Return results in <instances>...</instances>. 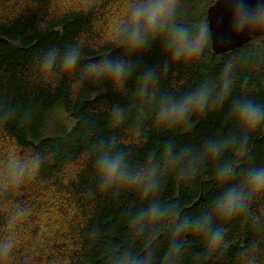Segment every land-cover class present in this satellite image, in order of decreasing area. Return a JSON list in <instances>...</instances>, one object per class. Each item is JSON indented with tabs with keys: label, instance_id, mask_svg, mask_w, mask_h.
Segmentation results:
<instances>
[{
	"label": "trees",
	"instance_id": "trees-1",
	"mask_svg": "<svg viewBox=\"0 0 264 264\" xmlns=\"http://www.w3.org/2000/svg\"><path fill=\"white\" fill-rule=\"evenodd\" d=\"M189 1L182 0L178 18L195 28L201 15H187ZM217 1L211 0L209 6ZM18 4L13 11H0V136L15 142L32 158L39 155L41 165L35 175L27 176L29 182L17 195L7 191L5 184L0 185V240L11 243L2 238L18 231L24 236L26 232L30 244L13 250V256H19L18 264H110L111 257L126 248L143 255L146 247L153 249L159 261L169 243L167 228L147 245L143 237L133 236L128 221L143 202L129 189L108 193L100 190L94 146L111 144L114 150L127 153L130 166L138 168L150 156L159 159L169 141L177 150L185 146L198 149L209 138L239 135L227 118V106L223 111L194 116L188 128H170L158 125L148 107L144 108L145 117L138 119L141 105L135 96V79L123 92L114 90L110 83L85 82L77 87L78 74L69 77L58 73L46 81L37 71V61L53 48L64 50L79 45L81 66L105 55L129 57L125 49L111 42L117 26L105 2L79 8L65 7L61 0H19ZM211 45L210 38L204 56L193 63H172L159 43L131 59L138 64L137 73L146 68L160 70L167 63L157 95L176 96L194 90L204 81L215 84L223 65L231 60L236 64L232 99L247 97L264 104V37H256L225 55L214 56ZM56 111L63 116H56ZM117 111L121 116L115 123ZM224 159L234 161L238 173L250 166L264 167V130L252 136L246 156L228 151ZM214 175L215 163L211 161L190 179H179L169 172L163 177L160 198L177 203L185 213L198 214L222 190ZM46 190L58 194L60 215L65 221V230L50 245L57 247L59 260L46 255L48 262H42L35 252H28L22 259L21 252L34 248L32 244L41 230L42 220L37 223L33 217L36 213L39 217L51 215L39 199ZM12 215L15 225L8 219ZM256 225L261 226L259 231ZM184 241L182 264H195L197 255L201 264H241V254L254 242L255 264H264V197L254 201L249 220L238 219L226 226L224 248L219 253L207 254L202 238L195 235H187ZM56 252L48 249L44 253Z\"/></svg>",
	"mask_w": 264,
	"mask_h": 264
},
{
	"label": "clouds",
	"instance_id": "clouds-1",
	"mask_svg": "<svg viewBox=\"0 0 264 264\" xmlns=\"http://www.w3.org/2000/svg\"><path fill=\"white\" fill-rule=\"evenodd\" d=\"M182 0H126L124 15L112 33L111 42L125 49L127 59L105 55L81 66L82 49L70 45L64 50L50 49L37 61V71L46 81L58 73L77 75L75 86L85 82L110 83L114 90L123 92L135 79V96L140 102L138 119L142 120L145 107L151 110L155 122L163 127L188 128L194 116H204L210 111H223L227 106L228 120L239 130V135H227L207 139L198 149L185 146L179 150L169 141L159 159L149 157L138 168L130 166L127 153L114 150L111 144L94 146L95 172L102 192L129 189L135 191L142 206L130 217L128 223L134 237H143L146 245L157 240L167 228L168 246L157 261L151 247L143 255L132 248L115 254L110 264H182L184 238L195 235L202 238L207 254L219 253L224 248L225 228L238 219L249 220L255 200L264 197V167L250 166L237 171L235 162L224 159L228 151L246 156L252 136L264 130V104L244 97L232 99L236 64L223 65L218 81L202 82L194 90L176 96L157 95L163 68H146L137 73L138 64L131 57H138L159 43L167 58L175 64L199 61L210 42L207 22L195 28L184 25L178 18ZM229 17V36L264 34V0H223ZM121 113H114L118 123ZM215 163L216 182L222 186L219 195L209 207L198 214L182 211L177 203L164 202L159 193L165 174L174 173L179 179H190L206 162ZM41 158L33 157L27 164L10 161L7 164L9 181L20 185L27 175H35ZM237 177H239L237 179ZM259 231L261 226L256 225ZM12 245L0 243V264L10 255ZM257 244L241 254V264H255ZM201 264V257L194 258Z\"/></svg>",
	"mask_w": 264,
	"mask_h": 264
},
{
	"label": "rangeland",
	"instance_id": "rangeland-1",
	"mask_svg": "<svg viewBox=\"0 0 264 264\" xmlns=\"http://www.w3.org/2000/svg\"><path fill=\"white\" fill-rule=\"evenodd\" d=\"M99 1L105 2L106 4L105 7L109 11V14L111 16V21L114 23V25L117 26L121 22L122 17L124 15L123 6L126 0H61V2L63 3L65 7H70V8L71 7L72 8L88 7ZM210 1L211 0H190L189 3L191 5L187 7L185 11L187 12V15L190 12H199V15H201V17L197 19L198 22L199 23L206 22L208 20L207 13L210 7L209 6L211 3ZM18 3H19V0L0 1V4H1L0 11L6 10V9H10L11 11H13L17 7L20 6ZM56 112H57L56 116H63L61 111H56ZM31 158L32 157L28 153L23 152L20 149V147L16 145L15 142L10 141L4 138L3 136H0V185L5 184L7 186L6 188L7 191H11L12 193L14 192L16 193L15 195H17L20 191V188L29 182V178L27 177L24 180V182L18 186L13 185L12 183H10L9 178H8L9 174L7 170V164L10 161H14V162L21 163V164H27ZM27 176H32V175L29 173ZM31 197L36 198V196H31ZM39 199L41 200V203H43L42 208L47 209L48 212L51 213L52 216L49 215L47 217L45 216L39 217V213L35 214L32 220H36L37 223L39 219L42 220L41 230L39 229L40 232H39L38 238L32 237V239L37 238L35 243L32 244L34 248H29L21 252L23 254L22 259L24 258L26 259L28 252L30 253L35 252V256L37 258L40 257L39 261L48 262V260L44 258V256L46 255L51 256L52 258L57 257V259L59 260V257L57 256V252H56L57 247L53 248V247H50V245L53 244L57 240V235H59L61 231L63 232L65 230L64 229L65 221L63 220L62 215H60L62 213V211L60 212L62 206H61V203H59L58 201V194H56L52 190H46L45 192H43L40 195ZM25 202H30V201L27 200ZM24 207L26 208L27 206H24ZM8 219L10 223H13L15 225L14 215H12ZM23 228H26V227H23ZM2 239L12 241L10 243L12 245L10 255L5 261H3V264H18L19 256L14 257L13 253H16V252H14L13 250L16 246L21 245L20 247L24 249V247L30 244V239L26 237V232L24 236L20 235V232L18 231V233L16 232L10 235L9 237L2 238ZM0 243H4V241L0 240ZM58 245L62 246L64 244H58ZM48 249L50 250L54 249L56 254L53 255V254L44 253Z\"/></svg>",
	"mask_w": 264,
	"mask_h": 264
},
{
	"label": "water",
	"instance_id": "water-1",
	"mask_svg": "<svg viewBox=\"0 0 264 264\" xmlns=\"http://www.w3.org/2000/svg\"><path fill=\"white\" fill-rule=\"evenodd\" d=\"M254 3V0H252ZM208 25L210 30L213 55H225L250 43L256 37H264V34L256 33L244 36H235L231 40L229 36V17L223 0H218L208 9Z\"/></svg>",
	"mask_w": 264,
	"mask_h": 264
}]
</instances>
